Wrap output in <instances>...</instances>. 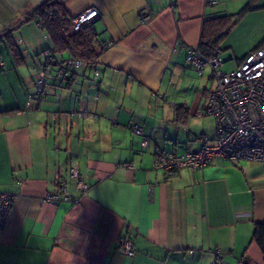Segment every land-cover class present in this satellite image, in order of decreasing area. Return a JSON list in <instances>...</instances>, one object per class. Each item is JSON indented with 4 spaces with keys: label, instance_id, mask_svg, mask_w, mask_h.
<instances>
[{
    "label": "crops",
    "instance_id": "1",
    "mask_svg": "<svg viewBox=\"0 0 264 264\" xmlns=\"http://www.w3.org/2000/svg\"><path fill=\"white\" fill-rule=\"evenodd\" d=\"M46 1L0 0V33L21 21L12 33L18 58L0 43V192L14 195L0 228V264H213L217 250L222 264H264L252 239L254 223L264 220V161L215 156L197 170L152 167L157 149L181 154L197 149L200 135L214 139V117L196 113L213 81L209 74L211 85L201 87L204 73L185 54L199 46L204 25L231 13L222 0H62L71 17L100 10L99 74L81 67L62 81L57 72L69 55L55 54L39 95L35 80L51 40L37 20H24ZM105 41L112 44L101 49ZM262 43L234 56L235 65ZM74 109L92 117L72 124L58 113ZM132 122L148 136L146 148ZM71 165L86 195L45 202L57 168L75 198ZM122 236L132 241V257L118 248Z\"/></svg>",
    "mask_w": 264,
    "mask_h": 264
},
{
    "label": "built area",
    "instance_id": "2",
    "mask_svg": "<svg viewBox=\"0 0 264 264\" xmlns=\"http://www.w3.org/2000/svg\"><path fill=\"white\" fill-rule=\"evenodd\" d=\"M206 4L214 6L217 0H206ZM47 13L51 15L53 10L49 9ZM139 14L142 21L149 18L148 13L140 11ZM100 18L101 12L98 8H87L72 18L70 30L71 32L79 31ZM111 44V41H105L100 47L105 49ZM43 60L44 63L35 80V89L39 95L45 94L48 83L46 74L55 63V57L49 51H45ZM185 62L193 67L198 75H202L210 66V78L214 86L208 93L205 105L196 113L199 116L207 114L214 117L215 136L210 142L206 135H200L198 138L200 146L193 151L181 154L157 149L152 159L153 169L163 173H173L181 168L197 170L208 165L215 156L222 157L233 164L244 159L264 161V43L248 52L238 65L229 70L222 68L223 63L218 55L206 57L198 47H187ZM89 66L93 68V73L97 76L99 72L94 63L89 64L82 59L68 57L60 63L57 75L62 81H67L74 70ZM156 96L160 97L161 94ZM58 113L69 116L72 124L76 119L87 120L92 117V114L85 109ZM129 128L139 137L140 147L146 148L149 145V138L143 127L137 122H132ZM62 172L61 168L56 169L53 190L45 194V202L54 203L60 200L78 202L86 195L88 185L78 166L71 165L67 171L77 193L73 200L66 191ZM13 197L14 195L10 192H0V228L8 218ZM117 245L124 254L130 257L135 254L132 241L128 237H120ZM219 253L220 251L217 250L213 264H222Z\"/></svg>",
    "mask_w": 264,
    "mask_h": 264
},
{
    "label": "trees",
    "instance_id": "3",
    "mask_svg": "<svg viewBox=\"0 0 264 264\" xmlns=\"http://www.w3.org/2000/svg\"><path fill=\"white\" fill-rule=\"evenodd\" d=\"M61 1L62 0H48L44 2L37 8L29 11L24 21L37 20L46 30L52 45L49 52L53 57H55V54L67 53L69 57L82 59L89 64L95 63L98 55L96 49V44L98 42L97 32L94 29L95 22L84 26L79 31L71 32L70 28L73 17L68 14ZM253 8L252 0H248L241 8L238 15L252 10ZM49 9L53 10L51 15L47 13ZM230 17L231 16L227 14L220 15L216 17V20L211 21L209 25H204L198 46L204 56L210 57L218 55L220 50L219 43L227 33V28L231 21ZM20 23L21 21H18L0 33V43L5 42L16 59L19 53L13 41L12 33L17 29ZM71 77L69 79H71ZM252 239L260 248L262 255H264V220L254 223Z\"/></svg>",
    "mask_w": 264,
    "mask_h": 264
},
{
    "label": "rangeland",
    "instance_id": "4",
    "mask_svg": "<svg viewBox=\"0 0 264 264\" xmlns=\"http://www.w3.org/2000/svg\"><path fill=\"white\" fill-rule=\"evenodd\" d=\"M247 1L248 0H222L223 6L220 5L221 8L224 7L223 10L231 12L229 14H222L231 16L227 33L219 43L220 50L218 52V57L223 63L222 68L224 70L234 68L236 66L234 56L242 54L245 48H248L257 39L264 38V0H252L254 8L238 15ZM214 6H219V0H217V4ZM97 22H99V20L95 23ZM210 70V66H208L202 78L198 76L197 80L201 81V87L203 84H207L208 86L211 85V80L207 79Z\"/></svg>",
    "mask_w": 264,
    "mask_h": 264
}]
</instances>
